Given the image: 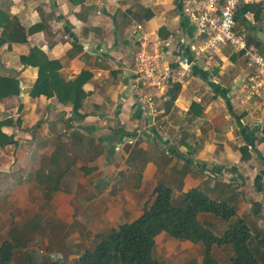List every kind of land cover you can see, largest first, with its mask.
Listing matches in <instances>:
<instances>
[{
    "label": "crops",
    "instance_id": "0c3cea01",
    "mask_svg": "<svg viewBox=\"0 0 264 264\" xmlns=\"http://www.w3.org/2000/svg\"><path fill=\"white\" fill-rule=\"evenodd\" d=\"M178 2L0 0V8L26 29L44 26L26 43L0 48V75L18 78L22 87L20 96L0 103V121L21 122L2 128L17 144L0 148V248L6 240L17 246L10 264H45L40 255L34 259L30 254L38 247L27 245L37 242L36 236L46 249L38 253L50 250L52 258L76 264L95 249L100 236L137 221L152 206L159 185L172 190L175 203L200 189L232 205L250 227L253 251L264 264V246L258 245L264 240V193L258 188L264 171V90L250 93L260 72L230 47L195 60L192 50L201 39ZM238 25L248 36L250 27L253 45L264 50V15L256 19L240 13ZM142 33H149L145 42L152 49L160 38L166 67L175 69L181 52L198 65L179 88L159 92L146 87L157 104L156 116L143 110L132 89L133 56L144 42ZM33 50L59 61L65 80L82 71L93 74L84 86V119L55 97L30 96L39 69L24 59ZM194 103L203 115L190 113ZM70 164L81 170L77 191H55L56 179ZM254 202L262 204L259 217L253 214ZM198 220L217 236L228 228L209 213ZM63 240L69 245L65 254L56 248ZM155 244L168 250V258L175 255L173 264L201 261L205 252L203 243L166 232ZM212 255L220 264H231L234 250L214 246Z\"/></svg>",
    "mask_w": 264,
    "mask_h": 264
},
{
    "label": "trees",
    "instance_id": "16d2710c",
    "mask_svg": "<svg viewBox=\"0 0 264 264\" xmlns=\"http://www.w3.org/2000/svg\"><path fill=\"white\" fill-rule=\"evenodd\" d=\"M182 1L178 2L181 12H183ZM240 13H252L256 19H259L264 15V7L262 4H247L239 10L238 14ZM184 19L186 24L187 20ZM43 28V24H36L26 29L16 16L0 8V29H2L0 48L6 43H26L29 36L42 31ZM24 61L39 69L38 78L30 91L32 98L55 97L62 104H70L77 119H84L85 115L81 111L83 102L88 96L84 86L92 79L91 72L82 71L76 78L65 80L60 74L61 63L47 59L38 50H33L31 56ZM197 66L196 64L194 67ZM21 93L22 87L18 78L0 75V103L8 98L20 96ZM190 113L201 116L204 112L203 108L194 103ZM20 123V120L16 123L13 120L0 121V148L17 144L15 137L5 134L2 128ZM262 141L263 138L260 139V142ZM251 149L256 150L255 145H252ZM244 157H250L247 155V150ZM80 173L81 170L75 164H70L56 179L53 189L75 193L79 186ZM258 182V188L264 193V171ZM252 207L253 214L259 217L262 204L254 202ZM202 213L215 215L228 223L226 232L222 236H217L205 227L198 220V215ZM162 232H166L174 239L204 244L205 252L202 260H194L188 264H220L213 257L212 248L227 245L234 250L231 264H261L253 251L254 238L251 229L245 220L237 218V211L232 205L214 201L200 189L190 190L183 195L179 203H175L172 190L164 185L156 188L152 206L148 207L137 221L122 225L109 235L100 236L101 241L95 249L84 252L76 264H167L155 256V238ZM258 245L263 247L264 240L259 241ZM16 249L15 244L4 241L0 248V264H10ZM45 264H62V262L49 261Z\"/></svg>",
    "mask_w": 264,
    "mask_h": 264
},
{
    "label": "built area",
    "instance_id": "2783aa9c",
    "mask_svg": "<svg viewBox=\"0 0 264 264\" xmlns=\"http://www.w3.org/2000/svg\"><path fill=\"white\" fill-rule=\"evenodd\" d=\"M247 4H262L264 7V0H183L182 11L194 23L196 34L201 39L200 45L192 50L195 60L223 47L232 48L241 54L250 67L260 72V78L252 79L250 86L251 95H256L264 90V50L250 45L247 30L238 28V12L241 6ZM137 29L141 30L142 27L138 26ZM142 34L144 42L140 43L133 56L132 89L143 110L150 116H156L157 104L146 94V87L166 92L176 86H183L193 75L195 60H189L181 52L176 60L177 67H166L160 38H157V45L152 49L145 42L149 33Z\"/></svg>",
    "mask_w": 264,
    "mask_h": 264
},
{
    "label": "rangeland",
    "instance_id": "374dc122",
    "mask_svg": "<svg viewBox=\"0 0 264 264\" xmlns=\"http://www.w3.org/2000/svg\"><path fill=\"white\" fill-rule=\"evenodd\" d=\"M247 29H248V31L250 32V35L248 36V43L250 44V45H253L254 44V40L256 39L255 38V36H254V34H252V30L250 31V27H247ZM232 49V48H231ZM234 52V51H233ZM247 66H249L248 65V63L245 61L244 62ZM34 239L37 241V242H34V243H30V242H28L27 243V245H28V247L30 248V247H33V246H35V247H38V248H33V249H31L30 250V254H32L33 256H34V259H36V256L37 255H40L39 256V258L41 259V258H43V259H45V263L46 262H49V261H56V260H58V259H60V260H62L61 258H58V256L57 255H55V257H51V256H49L50 255V250H47V252H44L45 254H44V256H43V254L41 255L40 253H38L37 252V250L36 249H42V250H46L45 249V247H44V245L42 246V244H43V242L41 243V241L39 240L40 239V237H34ZM64 241L65 240H63V241H59L58 242V244H57V247L56 248H58V249H60V250H63V253L65 254L66 252L65 251H67V250H69V245H68V243H67V241H66V244L64 243ZM98 241V240H97ZM97 241H94V243L95 242H97ZM41 244V245H40ZM33 245V246H32ZM40 245V246H39ZM91 245H92V247H93V244L91 243ZM73 251V250H72ZM168 250L167 249H165V248H160V247H157V249H155V256H156V258H158L159 260H162V261H164L165 263H167V264H173V262L172 261H175L176 259H174V257H175V255L173 254V256L171 257V258H168ZM18 254H20L19 252H18ZM38 257V256H37ZM46 258H48V259H46ZM170 259V260H169ZM61 262H63L62 264H70L69 262H68V259L66 260H62Z\"/></svg>",
    "mask_w": 264,
    "mask_h": 264
}]
</instances>
